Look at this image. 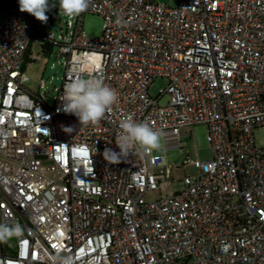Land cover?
<instances>
[{
  "label": "built area",
  "instance_id": "1",
  "mask_svg": "<svg viewBox=\"0 0 264 264\" xmlns=\"http://www.w3.org/2000/svg\"><path fill=\"white\" fill-rule=\"evenodd\" d=\"M87 14L102 17L99 38L85 33ZM69 19L59 40L19 9L0 26V223L23 227L0 241V264H264V0H90ZM39 34L65 59L51 105L26 86ZM77 72L118 94L96 124L63 110ZM158 79L167 86L153 96ZM126 116L166 147L105 160ZM197 125L212 158L185 160L199 174L172 192L165 152L182 150Z\"/></svg>",
  "mask_w": 264,
  "mask_h": 264
},
{
  "label": "clouds",
  "instance_id": "2",
  "mask_svg": "<svg viewBox=\"0 0 264 264\" xmlns=\"http://www.w3.org/2000/svg\"><path fill=\"white\" fill-rule=\"evenodd\" d=\"M19 10L32 15L42 24H46L47 13L56 8L53 0H18ZM90 0H58L59 11L66 16L79 15L89 7ZM63 110L76 116L81 125L98 123L118 100L115 89L106 85L97 77L85 78L79 72L64 84L60 96ZM121 131L115 145L119 151L105 148L103 157L112 164L126 161L133 150L157 149L160 146L162 133L155 130L147 122H137L131 116L123 118L119 125ZM71 130V129H66ZM23 227L19 223L9 225L0 223V241H6L13 235L22 234ZM53 264H69L67 257L54 258Z\"/></svg>",
  "mask_w": 264,
  "mask_h": 264
},
{
  "label": "rangeland",
  "instance_id": "3",
  "mask_svg": "<svg viewBox=\"0 0 264 264\" xmlns=\"http://www.w3.org/2000/svg\"><path fill=\"white\" fill-rule=\"evenodd\" d=\"M159 3L166 4L168 6H176L178 0H155ZM56 3V8L49 11L51 16L52 25L47 26L42 24L40 26V33L50 34L53 33L56 40H59L62 35L68 37L71 36L72 29L67 28V22L70 20L69 16L64 15L59 11L58 0H53ZM19 9V4L11 8L9 11L0 12V26L5 21L9 12H14ZM102 17L95 14H87L84 19L83 29L85 33L92 38H99L102 36L103 28ZM32 50L35 54L41 55L42 59L33 62L27 66L26 75L29 80L26 86L35 94L41 95L45 98L47 104L54 103L56 97L59 95V89L62 88L65 76V59L58 55V47L53 50V53L49 56L42 54L40 49V40H35ZM167 81L158 79L150 89V93L156 96L161 89L166 88ZM163 105L167 103V99H163L161 102ZM255 141L258 147H264V128L255 131ZM182 150L172 149L166 150V162L172 170V178L170 179V190L172 192H179L184 189V178L186 176H196L199 174L198 169L194 164H188L183 167L185 160L189 161H207L212 158V148L208 141V130L205 125H197L193 127V137L182 138ZM166 147V140L161 135L160 146L157 149H163ZM156 150V149H153ZM180 166V168H176ZM161 197L157 191L147 194L146 199L148 201H156ZM8 243L13 242V237L6 240Z\"/></svg>",
  "mask_w": 264,
  "mask_h": 264
},
{
  "label": "trees",
  "instance_id": "4",
  "mask_svg": "<svg viewBox=\"0 0 264 264\" xmlns=\"http://www.w3.org/2000/svg\"><path fill=\"white\" fill-rule=\"evenodd\" d=\"M19 4L18 0H0V12L9 11L10 9L3 10L5 8H8L9 6H16ZM12 12H9L7 15H9ZM35 40H40V49L43 55L49 56L53 53V50L56 48V45L45 38L43 34H39L36 36L30 46V51H32L33 43Z\"/></svg>",
  "mask_w": 264,
  "mask_h": 264
},
{
  "label": "water",
  "instance_id": "5",
  "mask_svg": "<svg viewBox=\"0 0 264 264\" xmlns=\"http://www.w3.org/2000/svg\"><path fill=\"white\" fill-rule=\"evenodd\" d=\"M11 8H13V6L11 5V6H9L8 8H5V9H3V10H7V9H11Z\"/></svg>",
  "mask_w": 264,
  "mask_h": 264
}]
</instances>
